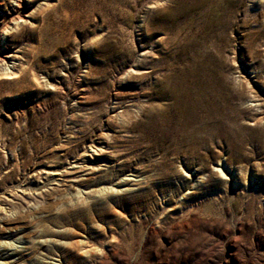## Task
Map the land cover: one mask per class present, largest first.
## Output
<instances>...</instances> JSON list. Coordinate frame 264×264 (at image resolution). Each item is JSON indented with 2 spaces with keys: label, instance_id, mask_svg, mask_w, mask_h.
<instances>
[{
  "label": "rangeland",
  "instance_id": "obj_1",
  "mask_svg": "<svg viewBox=\"0 0 264 264\" xmlns=\"http://www.w3.org/2000/svg\"><path fill=\"white\" fill-rule=\"evenodd\" d=\"M28 1L0 0V264H264V0Z\"/></svg>",
  "mask_w": 264,
  "mask_h": 264
},
{
  "label": "bare ground",
  "instance_id": "obj_2",
  "mask_svg": "<svg viewBox=\"0 0 264 264\" xmlns=\"http://www.w3.org/2000/svg\"><path fill=\"white\" fill-rule=\"evenodd\" d=\"M24 2L26 1V2H30V1H28V0H23ZM13 6H15V7H17L18 8V1H17V3L16 4H14ZM11 12H12V10H10ZM15 13V12H14ZM13 13V14H14ZM19 15V13H15L13 16H11V18H10V20H9V25L8 26H6L4 29H3V31L1 32V36H2V38L1 39H3V36H6L7 34H9L10 33V31H11V29H12V27L14 26V25H16V24H18V23H23V18H27L28 16H27V14L26 13H22L21 14V16H18ZM11 57V55L9 54V55H3V56H1L0 57V66L1 65H5L6 64V60L7 59H9Z\"/></svg>",
  "mask_w": 264,
  "mask_h": 264
}]
</instances>
